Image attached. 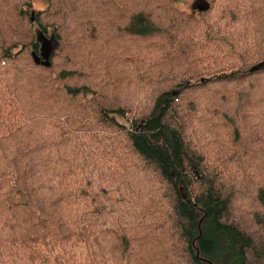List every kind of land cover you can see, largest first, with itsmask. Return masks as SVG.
Listing matches in <instances>:
<instances>
[{
	"label": "trees",
	"instance_id": "16d2710c",
	"mask_svg": "<svg viewBox=\"0 0 264 264\" xmlns=\"http://www.w3.org/2000/svg\"><path fill=\"white\" fill-rule=\"evenodd\" d=\"M180 1L0 0V264H264V0Z\"/></svg>",
	"mask_w": 264,
	"mask_h": 264
},
{
	"label": "rangeland",
	"instance_id": "374dc122",
	"mask_svg": "<svg viewBox=\"0 0 264 264\" xmlns=\"http://www.w3.org/2000/svg\"><path fill=\"white\" fill-rule=\"evenodd\" d=\"M197 0H181L180 3L178 4V8L183 11V12H190L193 10H198L199 6L195 4L194 8H192L193 3H195ZM41 8L39 5H35V9ZM132 121V116L127 115L126 119H123L121 123L125 126H129V124ZM113 162H111V165ZM102 173L104 171L102 170ZM99 176V175H98ZM115 176V175H114ZM100 178L95 177L94 178V187L98 189L99 194L101 195V202L103 204V211H102V216H101V221H100V226L104 227H112L115 226L116 224L119 223H130L134 222L131 218V215L126 212L125 205L123 203H116L115 200L119 201L120 198L116 193H109L108 195H103V191L109 192L110 190H114L116 188V185L118 186L117 176L113 178H109L107 174H103ZM100 189L103 191L100 192ZM115 198V199H114Z\"/></svg>",
	"mask_w": 264,
	"mask_h": 264
},
{
	"label": "water",
	"instance_id": "95a60500",
	"mask_svg": "<svg viewBox=\"0 0 264 264\" xmlns=\"http://www.w3.org/2000/svg\"><path fill=\"white\" fill-rule=\"evenodd\" d=\"M201 9L202 4H197ZM37 42L39 43V52L38 55L35 53H32L33 59H35V62H38L40 66L42 67H49L50 66V58L55 52L57 41L55 40V37L52 35L49 38H46L43 35L37 36Z\"/></svg>",
	"mask_w": 264,
	"mask_h": 264
}]
</instances>
